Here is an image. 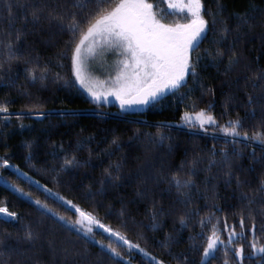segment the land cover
I'll return each instance as SVG.
<instances>
[{
    "label": "trees",
    "instance_id": "obj_1",
    "mask_svg": "<svg viewBox=\"0 0 264 264\" xmlns=\"http://www.w3.org/2000/svg\"><path fill=\"white\" fill-rule=\"evenodd\" d=\"M7 2L12 5L11 17L0 0V103L8 107V114H0V159L7 158L12 167L0 168V206L16 212L18 218L0 217V264H114L93 241L86 242L69 229L77 214L57 196L91 212L164 264H185L186 259L187 264H201L212 225L227 240L225 223L230 230L235 225L239 233L241 214L245 230L252 226L249 213L255 218L256 235L264 243L260 232L264 191H257L264 177V145L243 136L226 137L218 126L239 118L241 133L251 137L253 132H264V104H247L248 95L255 100L264 96V80L257 75L264 71V0H202V12L210 23L191 53L197 76L188 73L183 87L166 92L158 102L124 110L116 103L97 104L81 91L65 44L70 34L43 19L33 22L31 10L41 0ZM47 2L68 4V0ZM101 2L110 5L117 0ZM209 13H217V23H211ZM240 15L247 16L251 27H237ZM221 20L228 27L226 35L219 34ZM8 42L11 59L5 48ZM233 50L240 63L226 71ZM33 66L34 81L26 70ZM43 68L46 79L41 80ZM201 109L211 113L218 125L207 130L181 125L184 113ZM225 153L233 161L231 177L224 175ZM66 155L77 163L58 171ZM105 169L121 179L109 178ZM174 173L181 181L191 176L192 183L181 189L183 195L174 182L169 183ZM33 181L51 189L53 195L48 196L43 187L38 190ZM36 199L56 215H41ZM26 226L34 233L31 241L23 238ZM93 227L95 239L105 245L115 239ZM251 239L246 231L228 246L227 253L218 247L206 264H241L235 258L236 245H243L242 264H264V254L250 255ZM118 250L129 256L131 264H149L150 258L136 249L127 252L121 244Z\"/></svg>",
    "mask_w": 264,
    "mask_h": 264
},
{
    "label": "snow or ice",
    "instance_id": "obj_2",
    "mask_svg": "<svg viewBox=\"0 0 264 264\" xmlns=\"http://www.w3.org/2000/svg\"><path fill=\"white\" fill-rule=\"evenodd\" d=\"M19 2V0H18ZM169 9L177 10L183 17V23H164L158 17V6L150 2V0H117L110 5H105L101 0H68L65 7L63 4H54L50 6L47 0H41L39 6L33 7L31 16L34 23H39L43 19L49 24L55 23L61 29L66 30L70 35L65 42L66 47L70 53V61L72 73L75 77V83L79 84L97 104L103 101L108 102L109 97H114L119 103L121 109L130 108L138 105H150L158 102L159 99L166 93L173 90H178L186 83V75L191 73L195 78L197 76L196 66L192 59L191 53L198 48L202 38L206 35L209 21L205 18L202 12V0H164ZM9 17L12 16V5L4 0ZM23 6V5H21ZM223 6L220 5L219 14L222 15ZM186 13V15H184ZM213 18L212 24L217 23V13H209ZM239 28L243 24H249L246 15L238 16ZM221 28L220 35H226L228 27L223 20L220 21ZM21 33L17 32L16 39L21 38ZM8 49V58L11 59V42L5 44ZM114 50L119 54L121 59L117 64V74L115 77H109L107 82L95 81L87 77L83 69L90 59L96 58L98 55L108 51ZM217 55L223 56V52H218ZM196 58V63L199 61ZM240 57L233 50L225 65L226 71H231L232 68L240 63ZM29 77L34 81L37 77L35 75L36 67L26 69ZM47 69H40V79H46ZM261 80H264V71L257 74ZM255 87V85H253ZM229 99H231L229 97ZM254 103L264 104V96L259 100H255L251 95H248L247 104L249 106ZM0 114H8L7 104L0 103ZM254 115V110L252 111ZM191 114L184 113L181 120L188 125V127H195L196 125L190 118ZM196 123L201 129H205V125L217 126L216 118L204 109L195 113ZM220 131L226 137L233 139L243 136L244 139H251L258 141L264 145V132H253L249 137L245 131L241 133L242 121L231 119L224 125H218ZM264 126V123H262ZM23 127V125H21ZM207 130V129H205ZM161 142L163 137H160ZM112 143H116V138H113ZM30 147L29 145H26ZM223 152V150H222ZM214 155V153H213ZM240 153H234L238 159ZM232 160L224 154V167L226 169L224 175L231 177L232 174ZM77 163L74 157L69 158L65 156L63 163L59 170L66 169ZM215 163V161H210ZM12 167L7 158L0 159V168ZM117 170L120 165L117 164ZM19 172V169H17ZM108 177L119 181L120 175L113 176L112 172L105 169ZM26 179L27 173H21ZM2 176V173H0ZM175 183L176 190L180 195L184 193L182 188L188 187L191 183V176L188 179L181 181L175 175L169 183ZM33 184L39 190L43 187L44 192L48 196H52L51 189L41 186L39 181H33ZM237 188L241 187V180L239 175L236 177ZM22 195L29 196L28 193ZM257 191H264V177L259 181ZM215 195V193H213ZM30 198V197H29ZM66 205H70L75 209L77 219L68 223L65 217L59 216L60 221L68 223L70 230H75L80 234L85 241H93L94 244L100 247L103 255L107 256L109 260L114 261V264H131L128 255L123 254L119 249L121 244L126 246V251L131 252L133 249L138 250L145 257H149V264H164V261L152 256L139 243H133L125 234L114 230L112 227L102 223L91 212L83 210L80 206L73 203L71 200H65L64 197H56ZM244 199H247L245 194ZM253 201L249 200L251 204ZM38 206L41 215L52 212V209L47 204L42 203L39 199L34 201ZM0 214L12 218H18V214L9 211L6 206H0ZM159 214H163L162 210ZM157 213H153V221L156 220ZM252 226L245 230V221L243 214H241L239 233L235 230V225L228 228L225 223L223 231L227 232V240L221 238V230L215 224L212 225V231L206 237V244L201 253V264H206V259L214 256L218 247H224L227 253L228 246L234 244L236 237L243 238L247 232H250L252 239L249 242L251 248L250 255L257 253L264 254V243H260V238L256 235L255 218L252 217ZM203 224V219L201 220ZM180 224H185L183 216L180 217ZM102 229L103 233H107L109 237L115 238L107 245L103 240L95 239V228ZM155 228V223H153ZM83 229V231H82ZM261 235L264 236V225L260 228ZM23 238L27 241L34 239V233L31 228L26 226ZM164 248L168 247V241L165 240ZM235 258L242 264L244 259L243 245H236L234 248ZM187 264V259L185 260Z\"/></svg>",
    "mask_w": 264,
    "mask_h": 264
},
{
    "label": "rangeland",
    "instance_id": "obj_3",
    "mask_svg": "<svg viewBox=\"0 0 264 264\" xmlns=\"http://www.w3.org/2000/svg\"><path fill=\"white\" fill-rule=\"evenodd\" d=\"M150 2L154 3L158 6V17L162 20L164 23H183L185 22L182 15L175 9H169L167 3L164 2V0H150ZM186 15V13L184 14ZM121 59L119 54L115 52L114 50H108L101 55H98L94 59H90L87 63V65L84 67L83 72L84 74L89 77L92 80L95 81H104L107 82L109 77H115L117 74V64L118 61ZM74 76V75H73ZM75 80V77H74ZM77 84V83H76ZM78 87L81 89V91L90 99L91 97L88 95V93L79 85ZM93 101V100H92ZM95 102V101H93ZM116 103L118 107L120 108V105L118 102H116L114 97H109L107 103ZM97 103V102H96ZM101 103H104L101 101ZM135 108V107H134ZM121 109V108H120ZM127 109V108H125ZM124 110V109H121ZM195 113H189L191 114L190 118L192 122L199 127L198 123H196V116ZM181 125H187L183 121H181ZM206 127H210L209 125H205ZM201 129V128H200ZM204 130V129H201ZM1 217H5V215L0 214Z\"/></svg>",
    "mask_w": 264,
    "mask_h": 264
},
{
    "label": "water",
    "instance_id": "obj_4",
    "mask_svg": "<svg viewBox=\"0 0 264 264\" xmlns=\"http://www.w3.org/2000/svg\"><path fill=\"white\" fill-rule=\"evenodd\" d=\"M143 106H145V105H138V106H133V107H143ZM102 230V229H101Z\"/></svg>",
    "mask_w": 264,
    "mask_h": 264
},
{
    "label": "bare ground",
    "instance_id": "obj_5",
    "mask_svg": "<svg viewBox=\"0 0 264 264\" xmlns=\"http://www.w3.org/2000/svg\"><path fill=\"white\" fill-rule=\"evenodd\" d=\"M0 217H1V216H0ZM2 218L10 219V217H7V216H5V217H2Z\"/></svg>",
    "mask_w": 264,
    "mask_h": 264
}]
</instances>
